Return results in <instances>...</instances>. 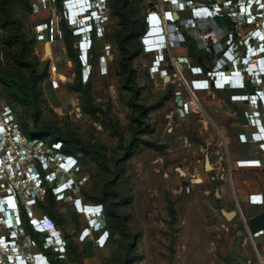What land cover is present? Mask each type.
Segmentation results:
<instances>
[{"label": "rangeland", "instance_id": "1", "mask_svg": "<svg viewBox=\"0 0 264 264\" xmlns=\"http://www.w3.org/2000/svg\"><path fill=\"white\" fill-rule=\"evenodd\" d=\"M10 1L13 16L21 23L26 43L14 42V36L20 28L16 29L12 24L4 25L0 19L2 66L7 75L26 80L30 73L29 65L34 63L40 88L38 116L35 118L33 108L21 105L8 90L1 91V87L0 101L15 107L18 119L20 117L22 122L26 120L30 130L35 125H57L65 135L79 136L105 150L112 167L118 171L117 175L100 168L93 155L79 150L76 143L69 142L67 148L66 143L62 146V151L67 153L68 150V153L78 158L80 175L88 177L78 195H82L90 203L101 202V195L108 202L120 203L118 207L124 211L131 232L137 236L136 259L132 264H238L234 258L238 254H227V251L234 239L241 244L244 234L231 238L216 227L215 230L211 229L205 210L200 211L196 218L197 230L189 232L179 226L183 222L188 225V221H184L188 219V215L183 212V207L185 204L189 209L191 205V195L187 191L189 182L200 172L197 173L190 165L189 146L193 133L196 141L204 140L199 131L201 123L197 120L200 118L198 112L201 111V106L190 111V114L182 115L176 96L177 92H181L184 97L189 96L183 77L177 72V68L164 65L158 73H153L154 55L144 51L142 47V37L148 30V12L153 8L166 9L174 6V3L169 0H129L126 7L132 11L137 21V28L130 40L136 51L132 58L135 83L140 87V106H134L130 102V90L124 85L125 73L120 65L122 51L118 41L128 33V27L123 23V13L118 10L121 0H107L108 19L103 24V35L95 41V49L88 57V63L92 64L90 69L85 60L79 57V37L73 34V25L66 16L70 11V0L66 3L63 0L61 3L59 0H48L45 8L39 4L42 7L39 10L29 7V2L32 4L37 0ZM182 15L188 19L184 23L188 34L205 50L204 56L220 58L216 49L227 44L226 35L231 31L233 23L224 22L219 25L210 17L198 18L197 22L193 21L191 24V11L186 10ZM52 18L57 20L61 35L52 42L56 43L51 55L45 50L43 43L35 41L34 29ZM238 21L242 22L241 19ZM195 26L198 31L194 30ZM167 28L176 31L173 25H168ZM207 29H216L221 44L210 43V48H205L207 44L200 39L198 32ZM237 31L236 35L244 43L253 32V27L242 26ZM109 42V55L104 59L101 56L106 52L105 46ZM183 45L184 43L172 51L176 50L180 55L183 48H186L185 54L188 55V47ZM192 60L196 63L195 58ZM104 69L107 71L105 75L101 74ZM188 70L184 67V74L189 80ZM89 71L91 73L87 79ZM167 76L171 79H165ZM21 121L19 120L20 124ZM21 128L28 135L22 124ZM185 137L188 140L187 147H183L185 142L182 139ZM50 164L54 163L51 161ZM178 168L186 170L187 175L181 176ZM111 180L113 182L110 187L105 188ZM213 193L211 192L212 197L215 195ZM41 196L40 201L47 205L50 202L49 191ZM69 199L68 195L53 196L59 217L63 219L61 225L45 211L46 208L38 205L35 209L33 206L37 216L49 215L64 237L66 234L70 235L69 243L74 247L68 249L67 246L63 252L64 257L60 258L69 260V264H118L124 256L126 243L130 240L129 235H122L119 231V220L116 228L111 225L106 227V243L97 245L95 253L89 256L87 252L82 253L86 240L80 238L81 231L89 224L87 216L77 212ZM175 216L178 218L177 222L174 221ZM218 220L223 227L224 223L219 218ZM22 221L26 232L32 233L27 229L28 219L24 212ZM195 223L193 221L192 225ZM204 226L207 228H203ZM100 232V229L94 230L89 238H97ZM189 234L194 237L189 238ZM38 235L39 238L36 239L31 234L36 241V245H31V253L39 251L47 255L51 264H54L53 260L58 258L59 253L52 251L53 247L50 249L45 246L46 234ZM244 245L243 254L253 264H264L252 236Z\"/></svg>", "mask_w": 264, "mask_h": 264}, {"label": "built area", "instance_id": "2", "mask_svg": "<svg viewBox=\"0 0 264 264\" xmlns=\"http://www.w3.org/2000/svg\"><path fill=\"white\" fill-rule=\"evenodd\" d=\"M37 1L32 2V8L39 10L40 5L43 8L47 7L45 4L48 0ZM67 1L63 0L65 3ZM169 1L174 3V6H171L172 8H153L146 16L147 19L153 17L154 20H157L160 16L163 19L164 25H173L176 31H178V37L168 41L165 59L160 61H155V58L153 59L154 66L152 72L158 73L164 66L170 65L177 68V72L183 77L189 93V99L183 98L184 113L182 115H184L192 110H196L200 106V101L195 93V87H241L244 82L247 85L248 77L244 80V75L238 73L239 71L236 73L242 76L234 77L230 73H226L222 68H219L208 71L207 74L210 75V79L190 78L188 80L184 74V67H187L191 72H198L204 68L201 65L194 64L189 55H179L176 50L174 54L175 51H172L173 48L181 47L188 34L184 25L188 19L184 18L182 13L186 12V10L191 11V15L189 16V19L192 21L191 24L193 21H198V18L192 15L193 11L196 12L195 16L200 17L205 15V6H211L213 9L214 14L211 18L214 20L219 16H228L231 24L233 23V27L226 35L227 44L220 45V48L216 49V53L220 54L219 57H225L226 61L235 63L236 68L239 66L241 69L242 61H245L246 57H250V54H255L254 57H264V0H186L187 4L185 5L180 0ZM200 1L201 4L199 3ZM174 12L178 13V19L174 18ZM166 13L170 20L165 19L164 14ZM238 19H241L242 22L238 21ZM242 26L253 27V32L248 35L244 43L236 35L239 32L237 28H242ZM260 29H263V32H260ZM194 30L198 31L196 26ZM34 32L38 42L43 44L48 41L52 43L57 36L61 35L59 24L54 18L38 24ZM198 33L200 39L207 44H203L207 49L210 48V43L221 44L220 35H218L216 29H207L204 32L199 31ZM154 42L155 40L148 32L143 35L142 47L145 51L153 49L152 45ZM198 44L199 47H202L200 43ZM110 48V43L106 44V52H103L102 58L106 59ZM178 62L183 63V70L178 67ZM222 66H224V62ZM256 70L258 71V69ZM90 73L89 71L87 79ZM212 81H215V84L212 85ZM257 81L262 83V76H258ZM233 96H239L243 99L247 98L255 105L251 113L247 112L250 123H253L257 128L255 131H250L254 136L250 140L256 139L260 142L261 147L264 148V123L260 117L261 115L264 116V110H259L258 106L259 97L262 96L264 98L261 89L256 88L252 93ZM241 138L243 141H249L246 133H242ZM63 144L61 140L48 143L37 137H30L24 134L16 111L11 105L1 103L0 101V264H51L47 255H43L39 251L31 253V245H36V241L32 238V233H27L26 228L23 227V212L33 231L46 234L47 240L45 241V246L50 249L53 247L52 251L59 253L58 258L64 257L63 252L67 249L66 237L59 230H56V233L48 232L46 229L51 227L52 219L47 214L37 216L33 210V206L35 209L38 206V201L42 197L41 195L49 190L59 197L68 195L72 207L77 212L86 215L88 222L93 225L91 213L95 208H98L97 205L101 202L90 203L82 195H78V191L86 183L88 177L80 175V172H78V158L62 151ZM51 161L54 163L53 165L50 164ZM237 163L246 166H264V158L240 159ZM189 189L190 187H188ZM251 200L255 203L264 201L263 197H259V194H252ZM36 219H38L37 222L35 221ZM105 231L106 229L101 231L97 237V245H104L106 243L107 236L103 237ZM92 232L93 228L91 229L88 224L81 231V240L85 241L89 239ZM20 237L24 238V240Z\"/></svg>", "mask_w": 264, "mask_h": 264}, {"label": "crops", "instance_id": "3", "mask_svg": "<svg viewBox=\"0 0 264 264\" xmlns=\"http://www.w3.org/2000/svg\"><path fill=\"white\" fill-rule=\"evenodd\" d=\"M260 32H263V29H260ZM55 43L51 45L52 52ZM84 43L86 45L88 41ZM44 47L46 50V42ZM185 50L186 48H183L181 54L185 55ZM194 61L196 62L194 64L201 65L206 71L204 74H200L199 71L191 72L188 70L190 78L210 79V75L207 74L208 71L219 68L234 77L242 76L238 74L240 67L236 68L235 63L226 61L225 57H205L202 61L199 59ZM223 62L224 66H222ZM237 62L239 61L237 60ZM245 62L249 63L252 70L258 69L256 78L246 76L248 77L246 88L236 86L228 88L195 87V93L201 106V111L198 112L200 118L197 120L201 123L199 131L204 140L196 141L193 133L195 131L192 132V136L189 135L193 139L189 146L190 165L195 168L197 173L200 172L195 178L190 179V189H186L191 195L189 209L185 207V204L183 207V212L188 215V219L184 221H188V225L186 226V222H183L179 226L188 229L189 232L197 230L198 221L196 218H198L200 211L205 210L206 220L211 222L210 225H212L211 229L215 230L216 227V229L221 230L231 238L233 236L235 238V235L244 234L245 241L241 238L243 242L238 244V241L234 239L235 241L228 247L227 254L236 253L238 255H235L234 258L237 259V256L244 257L245 264H253L249 257L243 254L246 246L244 244L251 237L244 219L264 210V201L255 203L251 200L252 194H259V197L264 199V166L239 165L237 161L240 159L264 158V148L256 139L242 140L241 134L246 133V130L255 131L257 129L253 123H243L242 119V111L244 110L246 114L247 112L251 113L255 105L247 98L243 99L233 95L252 93L256 88L261 89L264 95V57H246ZM178 67L183 70V65H178ZM106 72L104 69L101 74L105 75ZM258 76H262V83L258 84L256 82ZM182 97L189 99V96ZM262 98L260 96L258 101L259 110L261 111H263L262 100H264ZM260 117L264 123V116L261 115ZM199 131L197 130V132ZM182 141L185 142L183 147H187L188 140L186 137ZM180 169L182 168H178L181 176L187 175L186 170L182 169L184 171L182 174ZM213 191L215 195L212 197L211 192L213 193ZM215 216L218 217L215 218ZM218 218L224 223L223 227L219 225ZM174 221H178L177 216H175ZM193 221L196 222L195 225H192ZM180 222H182V217ZM203 228H207V226ZM105 236L106 233L103 237L105 238ZM188 237L191 238L194 235L189 234ZM252 238L255 247L263 257L264 263V228L254 233Z\"/></svg>", "mask_w": 264, "mask_h": 264}, {"label": "trees", "instance_id": "4", "mask_svg": "<svg viewBox=\"0 0 264 264\" xmlns=\"http://www.w3.org/2000/svg\"><path fill=\"white\" fill-rule=\"evenodd\" d=\"M60 3L62 0H59ZM122 2L118 6V10L123 13V23H125L128 27V33L121 38L118 41V46L120 50L122 51V54L120 56V65L122 66L125 77H124V85L130 90V102L134 106H140V103L138 101V97L140 95V87L135 83V72L133 68L132 58L136 54L135 48L130 44V40H132V37L134 36L135 29L137 28V21L134 19L132 11H129L126 9V7L129 4V0H121ZM11 1L10 0H2L0 2V19L3 21L4 25H14L17 28L21 27L20 21L13 16V12L11 10L10 6ZM29 7L32 9V4L29 2ZM216 22H218L219 25L223 24L224 22H229L231 24L230 18L228 16H219L216 17ZM231 27V26H230ZM22 28V27H21ZM21 28L18 30L17 34L14 36V42H25L26 43V37L24 38V32L21 30ZM189 38L186 39L183 43V47H188L189 56L193 59H199L204 60L206 56H204L205 50L199 47V44L197 41L189 34ZM35 41L38 43V40L36 36H34ZM97 43H95L96 45ZM95 45L93 47V50L95 49ZM196 52V55H194ZM204 53V54H203ZM99 54V52H98ZM220 56V54H217ZM34 64V63H33ZM32 63L30 66V73L26 80L18 79L15 77H11L7 75V73L4 71V68L2 66V60L0 57V87L1 91L8 90L9 93L12 95V97L19 102L21 105L29 106L33 108L35 118L38 116V103L40 98V88L38 86L39 76L36 70V66H34ZM13 107V106H12ZM15 111V107H13ZM19 120L21 121V118L19 117ZM37 121V119H36ZM21 121V124L25 130V132L30 137H37L41 140H44L45 142H52L56 140H61L67 148L69 142H74L78 146L79 150L86 154L93 155L96 163L100 168L106 169L110 172H112L114 175H117L118 171L116 168H113L111 165L110 160L107 158V154L102 147H100L97 144H92L89 142H86L83 138L79 136L75 137H69L63 133L61 128L57 125H35L34 128H29L28 124ZM68 153V150H67ZM70 153V152H69ZM112 180L108 181L105 188L110 187L112 184ZM111 192V191H110ZM54 194L52 191L49 190V199L50 202L45 205L43 202H39V206L46 208V212L53 218L56 219L57 223L59 225L63 224V219L59 217L58 209L56 208V203L53 201ZM103 195L100 196L101 203L104 204L105 210H106V224L107 226L111 225L116 228L117 226V220H119V231H121L122 235H129L130 240L126 243L125 253L124 256L119 260L118 264H132L134 260L136 259V249H137V236L136 234H133L131 232L130 227L127 224V216L125 215L124 211L120 209L118 206L120 203L117 202H108ZM86 199V198H85ZM89 199V198H87ZM90 200V199H89ZM105 201V202H104ZM27 229H29L30 232L34 235L36 239L39 238V233L33 231V229L30 227V225L27 223ZM67 239V246L68 249L73 248V244L70 242V235L66 234ZM51 251H48L50 253ZM87 252L86 245H84V251ZM78 256V255H77ZM74 255V259H75ZM54 264H69V260L57 258L53 260Z\"/></svg>", "mask_w": 264, "mask_h": 264}, {"label": "clouds", "instance_id": "5", "mask_svg": "<svg viewBox=\"0 0 264 264\" xmlns=\"http://www.w3.org/2000/svg\"><path fill=\"white\" fill-rule=\"evenodd\" d=\"M183 5L187 4L186 0H180ZM107 0H87V2L84 5V8H82L80 11H75L73 16H69V21L72 27L73 34L79 37V57L80 59L85 60V64H87V68H92V64L88 63V57L90 56V53L92 55L93 53V47L95 44V41L103 35V24L108 19L107 15ZM196 12L193 11L192 15L195 18H210L213 16V9L211 6H205V15L202 16H195ZM79 15V16H78ZM165 19L170 20L168 17V14H164ZM75 18L76 20H73ZM203 20V19H201ZM148 24V30L147 32L150 35H153L151 32V23L150 19H146ZM154 26H157L161 29L156 35L153 37L155 41H157V45L155 48L151 49L150 51L154 55L155 61L162 60V57H165V52H167L168 47V41L174 40L176 37H178V31H172V29H168V25H164L163 19L159 16L157 20H154L153 23ZM167 28V31H165ZM166 32V33H165ZM85 41H88L87 46H84L83 43ZM153 50V51H152ZM145 51V50H144ZM162 52V53H160ZM242 68H239V73L244 75V80H246V76L255 77L256 78V72L257 70H252L248 62L242 61ZM203 70H200L199 73H203ZM206 71V70H205ZM245 73V74H244ZM256 82L259 84V82L256 79ZM215 84V81H214ZM259 86V85H258ZM241 88H246V83H243V86ZM249 94V93H245ZM263 99V98H262ZM263 101V110H264V100ZM254 137V136H253ZM98 208H95L94 211L91 213L93 225L89 222V226L93 231L94 230H105L107 227L106 224V210L103 203H99L97 205ZM54 229L55 231L58 230L56 227V224L52 220V225L50 228H47L48 232H55L51 229Z\"/></svg>", "mask_w": 264, "mask_h": 264}, {"label": "water", "instance_id": "6", "mask_svg": "<svg viewBox=\"0 0 264 264\" xmlns=\"http://www.w3.org/2000/svg\"><path fill=\"white\" fill-rule=\"evenodd\" d=\"M179 15L178 13L174 12V18L178 19ZM79 44V43H78ZM51 42H46V51L49 52L51 51ZM179 66H182L183 63L182 62H178ZM170 67H173V65H170ZM166 79H169V76L166 77ZM214 84V81H212V85ZM176 101L177 104L179 106V110L181 112V114L184 113V109H183V105H184V99L182 97V95L180 94V92H177V97H176ZM242 119H243V123H249V118L246 114V112L243 110L242 111ZM246 136L247 139L250 140L253 138V135L250 131L246 130ZM180 171L182 172V174L184 173V171L182 169H180ZM244 223L245 225L248 227L249 233L251 236H253L254 233L262 230L264 228V210L249 217L244 219ZM85 245L87 248V254L89 256L93 255L95 253V248L97 246V242L93 239V238H89L85 241ZM237 259L239 261V264H245L246 261L240 257L237 256Z\"/></svg>", "mask_w": 264, "mask_h": 264}, {"label": "bare ground", "instance_id": "7", "mask_svg": "<svg viewBox=\"0 0 264 264\" xmlns=\"http://www.w3.org/2000/svg\"><path fill=\"white\" fill-rule=\"evenodd\" d=\"M69 1V0H68ZM87 2V0H70L68 3H69V6H70V11L67 12V14L70 13V16H73L74 13H76L75 11H80L82 8H84V5L85 3ZM77 11V12H78ZM79 13V12H78ZM199 13V12H198ZM69 16V15H68ZM79 16V15H78ZM68 20H69V17H68ZM73 20H76L75 18H73ZM150 23H151V26H150V30L151 32L153 33V35H151V37L155 36L156 33H158L159 31H161L160 28H158L157 26H154L153 23H154V19L153 17L150 18ZM84 46H86L84 43H83ZM157 45V41L154 42V44L152 45L153 48H155ZM157 48V47H156ZM153 51V50H152ZM49 53L52 55L53 52L52 50L49 51ZM255 54H250V57L253 58ZM249 59V58H248ZM263 63V62H262ZM259 65V64H258ZM257 65V66H258ZM261 65V64H260ZM263 65V64H262ZM264 67V66H263ZM64 77V76H63ZM169 79H170V76H169ZM198 104V103H197ZM13 205V204H12ZM36 222L38 221V219L35 220ZM43 228H45L44 225H42ZM52 231H55L53 228L51 229ZM56 233V232H55Z\"/></svg>", "mask_w": 264, "mask_h": 264}, {"label": "flooded vegetation", "instance_id": "8", "mask_svg": "<svg viewBox=\"0 0 264 264\" xmlns=\"http://www.w3.org/2000/svg\"><path fill=\"white\" fill-rule=\"evenodd\" d=\"M190 36L189 34L186 35V39H188ZM112 44V43H111ZM98 237V236H97ZM95 241H97V238H93Z\"/></svg>", "mask_w": 264, "mask_h": 264}]
</instances>
